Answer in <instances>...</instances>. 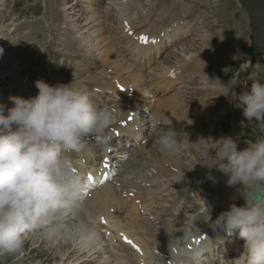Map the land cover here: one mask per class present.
I'll list each match as a JSON object with an SVG mask.
<instances>
[{"label": "bare ground", "instance_id": "bare-ground-1", "mask_svg": "<svg viewBox=\"0 0 264 264\" xmlns=\"http://www.w3.org/2000/svg\"><path fill=\"white\" fill-rule=\"evenodd\" d=\"M48 1V0H47ZM49 4H53V0H49ZM58 1H64V0H58ZM106 0H101V4L105 2ZM149 1V0H146ZM157 1L158 5L163 9V13H166L164 15L165 19L163 22L159 21L158 24H149L148 27L139 26L142 24H145L146 18L149 15L147 13V16H143L138 21L139 27H133L131 28L135 31V34L140 32H147L145 35L146 37H155L161 33H164V35L168 34L170 30H166V27L170 26L169 23L173 24H180L181 20L184 26H189L190 23L187 22V20L191 17L190 13L186 12L184 14V6L180 3L178 0H155ZM203 0H199L196 2L197 8H208V5L202 2ZM112 2V4L116 3V6H119L120 2H123V0L117 1H111L109 0V3ZM72 3V2H67ZM108 4V2H105ZM74 5V4H73ZM72 5V6H73ZM248 5V4H247ZM219 6H221L220 10L215 13L216 21L214 24L209 23V26L212 28H209L210 30H213L214 27H218L220 29V32H218L215 35H211V32L207 29H200L199 39L194 37H191L190 39H187V41L182 40V36L185 33V30L179 31V32H173V35H177L178 40L171 43L170 46H165L166 50L171 49L172 50V56L174 58H170L168 56L167 58H163L161 62L157 61V56H154L155 53L162 49L160 44H158L156 47H153L151 44L147 45H140L136 42V40L133 37H128L127 35V42L129 43V48H125L132 59H129L125 56L126 60L111 46V44L108 42V46L106 49H102V52L94 54L88 45L85 44L84 37H80L75 43L78 48V53L73 49L71 46H67V49H71L70 54H73L75 57H78L81 62H79V65L84 66L86 68V72H89V80H78L74 83V85H77L80 88H84L88 85L90 82V77H92L93 83H90V85L95 86L97 90H93V95L96 99H100L101 97H106L111 101L110 104H106L104 107H112L113 115H114V123L108 133L109 139L106 143H99L97 142L98 147L102 150L101 157L106 155L107 148H109L112 145V142L115 144L117 137L113 136L111 130L122 131L121 136H126L128 138H131L133 140V143H130V141L127 143L126 141L122 142V145L119 143L117 145L113 146H122L123 150L121 151L123 153L124 159L122 162L117 163V167L115 168L116 175L112 178L114 174V169L112 168L113 162L116 161V158H112L110 162V168L105 169L104 171L107 172V179L104 182L96 183V184H86L85 187V200L82 206L75 207V208H66V209H58L62 210L63 212H57L56 210L51 218L48 220L50 221V224L42 225L43 228L41 231H39L38 238L42 239L47 238L48 236H51L52 239H49L48 242H50L51 245L57 242V245L61 248L59 249V252L56 254V251L53 254L52 261H50L49 264H70L72 261L77 262H83L87 263L90 262V257L93 256L94 258H97L96 264H107L106 261H109V259L114 264H136V261H138V264H153V259L148 255V247L147 243L153 244L154 239L151 238L146 234L145 229H147V224L144 223L141 218H139V215L137 214L138 210L135 209L137 205L135 204L137 200L140 202L145 203L146 199H141L140 195L145 194L143 191L144 188L138 183L139 180H144L148 177L146 174V171L148 170L149 163L148 158H151L154 163H159V158L162 160L165 157V153L162 151V154H156L155 153V147L153 144H155L158 149L159 146L156 143L155 139L157 138V134L159 132V125H158V117L159 118H166L173 119L178 121V126L180 127L178 130L182 132H187L188 135H191L194 138L193 142H196L197 144H202L205 136L203 133L196 131L192 132L191 126H193L194 122L200 120L201 118L205 119L201 114H199L195 110H202V107H197L196 103L193 104V101H189L190 103L184 104L182 102V99L179 96V92L177 91L175 94H171L164 98H157L154 97L152 100L148 95V91L151 89H164L166 90L171 84L174 79H180L183 73L186 71H189V74L192 75V73H196L199 76L204 74V70L202 68H188L183 69L181 65L185 62L182 61L184 59L190 58L191 55H196L197 58H201L202 60H205L207 57H210L211 51L210 46H213L219 57H222L221 55L223 53L228 52V47L226 42L230 41L231 46L233 49L230 50L229 55L226 54L224 57L229 58V56L236 55L235 47H239L240 44V38L235 35L236 30L242 35L245 33L242 31L241 25L238 24V22L242 21V16L245 15L248 17V20L250 22H253V30L254 29H263L264 28V0H251V7L248 8L247 6H240L241 9L244 11L242 12L236 4L232 0H221L219 2ZM249 6V5H248ZM64 6H59L57 9H61L60 15L62 18V23L65 22L67 24H70V20H65V11L62 10ZM32 9V8H31ZM30 9V10H31ZM116 9V8H115ZM97 9H90L91 15H90V21L86 18L89 14H86V17H83L84 21V27L93 26V28H98L95 32L98 31L102 34L103 31L106 33L109 30L108 23L110 21V17L107 16V11H104V18L102 17L99 19L100 11H93ZM127 11V7L124 6L120 10V13L118 15L119 22L122 21H128L130 24H133L128 18H125L124 16H121L124 12ZM143 11V9H142ZM30 12V11H29ZM34 12V11H32ZM31 12V13H32ZM103 12V13H104ZM70 10L69 13L70 14ZM29 14V13H28ZM184 14V18H183ZM83 13L79 15V17H82ZM121 16V17H120ZM67 17V16H66ZM70 17V16H69ZM93 19H92V18ZM68 18V17H67ZM159 18H162L160 16ZM185 19V20H184ZM3 20V18H1ZM14 20V19H12ZM101 21V22H100ZM35 22V21H34ZM33 23L32 22H29ZM11 23L10 25H12ZM43 24L46 25V21H41L38 25H34L35 30L33 31L34 34H36V37L39 36H45L49 35L44 32L38 33L39 26ZM237 24L239 26H237ZM19 25V24H18ZM16 25V26H18ZM108 25V28H105V26ZM135 25V24H134ZM60 28H65L60 25ZM243 26V25H242ZM7 30L9 29L8 26H6ZM33 26H28L26 29H29ZM44 26L43 28H45ZM207 27V25H206ZM228 27V28H226ZM42 28V29H43ZM25 29V26L23 28ZM80 29H82L80 27ZM16 30V28H15ZM83 30V29H82ZM0 31H3L0 29ZM67 30H65L66 32ZM84 31V30H83ZM19 32L16 33L18 35ZM259 34H256L253 31V36L256 38V40H264V32L260 31ZM54 33H51L53 35ZM62 33H58V35H61ZM80 34V33H79ZM182 34V35H180ZM15 35V37H16ZM31 37V36H30ZM171 37V36H170ZM169 37V38H170ZM243 37V35H242ZM41 39V38H40ZM27 40L29 38L23 37L22 39L16 40L17 43L25 42L29 46H33L34 43L30 42L28 43ZM71 41L72 38H69ZM163 38H160L159 43L163 42ZM183 41L180 44L179 41ZM102 44H106L107 38L102 37L101 39ZM106 41V42H105ZM214 42V44H212ZM3 43V42H1ZM206 48H209V52ZM9 50L6 49L5 56L8 54ZM19 58V55H17ZM142 57L143 63L146 65H149L151 62V59H154L156 64L152 68H150V71L152 74H144V77L142 75L143 71L141 70V67H133L134 62L140 63ZM10 58V57H9ZM184 58V59H182ZM236 58L238 60H242V56H237ZM9 62V59H6ZM15 61V59H14ZM133 61V62H132ZM98 62V64H97ZM222 62V60H220ZM29 63V62H26ZM94 65V66H93ZM97 65V66H95ZM198 66V65H197ZM27 66H25L24 62L22 61L21 64L18 66V69L23 71ZM177 67V68H176ZM90 68L93 69V75L90 76ZM144 68V66H143ZM107 70V71H106ZM174 70V71H173ZM112 71L111 75H108L107 72ZM155 71H158V74L155 73ZM212 71V72H211ZM31 72V73H30ZM28 71L27 74L33 75L34 77H37L40 70L34 71ZM205 72H207V75L210 76L211 84L213 86L214 91L221 92L222 90L219 88H216L215 81L218 79L215 76V72L213 70V67L208 66L205 68ZM211 72V73H210ZM17 75L22 74L18 73L16 71ZM24 73V72H23ZM173 73V76H170L169 74ZM257 73V72H256ZM75 75V73H74ZM76 76V75H75ZM17 77V76H16ZM117 80L118 84L123 87V92L117 91L115 88L114 80ZM23 77L17 78V81L20 85V87H23L27 94L37 93V90L35 88L30 87L25 88L26 85L31 81L34 80H27L26 82H23ZM260 81V80H259ZM262 82V81H260ZM263 83V82H262ZM230 85V84H228ZM92 86H90V89H92ZM89 88V87H88ZM87 90L89 91V89ZM31 96V95H30ZM0 103H7L9 99L7 98H0ZM192 100V99H191ZM187 107V109H185ZM138 108V110H137ZM228 107H223L220 110L223 111L227 109ZM133 109V110H132ZM142 109V110H140ZM149 110V112L147 111ZM130 111H134V113L138 114L137 116H133V119H136L135 123H139L140 125H147L146 127V136L142 137L141 134L144 131L137 130L133 127L132 122L126 123V126L124 128H121L120 125L121 122L118 121L116 118L117 116L124 118L125 116H129ZM118 112V114H116ZM116 114V115H115ZM181 119L182 122H180ZM140 139H142V145L139 148H134V143H140ZM238 140L237 138H234ZM190 140V139H189ZM211 146V145H210ZM131 147V148H130ZM133 147V148H132ZM89 153L88 146L86 149L79 153L82 156H87V151ZM161 151V150H160ZM115 152V151H113ZM131 152V153H130ZM144 152V153H143ZM119 153V152H117ZM160 156V157H159ZM91 157V155H90ZM111 157V156H110ZM100 160L98 161L100 163ZM167 162V161H164ZM173 163V161H171ZM172 163L167 162L168 168H171L173 166ZM176 167V166H175ZM177 168V167H176ZM88 168H85L82 166V163L79 164V171L84 175L86 173V170ZM179 169V168H178ZM195 170L197 167L195 166ZM193 171L192 174L196 176V180L198 182L203 183L204 179H200L198 177V173L196 171ZM157 171L161 173V175L165 174V170L163 167L159 165L157 168ZM212 171L219 175L220 181L217 180L213 182V188L217 190L216 192L219 194L217 197H210L208 196V192L202 187L201 193L198 192L196 189L191 190V195L194 198L195 201L199 202L204 208L201 209L198 213L199 216L195 220V223H198L197 225V236L208 233L209 235H214L212 238L213 242H220L222 241V237L220 233H212V231L216 230L212 227V221L216 219V217L219 215L220 212L227 209L230 204L235 203L237 205L243 204L240 202L241 196L239 192L237 191L236 186L229 187L226 185V179L227 177L215 169H212ZM179 175L177 176L176 180L178 181L180 178ZM189 179V182L187 179L183 182V185L185 188H191L193 185V179L190 177H185ZM175 181H173L172 186H175ZM130 189L140 190L139 192L135 193L133 197H128V192ZM126 193L125 194L123 193ZM259 192V191H258ZM203 195V196H201ZM221 203V205H219ZM206 206L208 207V214L206 210ZM126 207H129V209H126ZM187 211L189 213V216H183L186 223L189 222L191 219V215L194 213V211L197 209L194 207H186ZM113 211V213H111ZM154 213H156L154 210H152ZM167 216V214H165ZM210 219H209V217ZM99 216H102L105 218L106 223L108 224L109 228L114 229L116 232L122 231L124 228L127 229V233H130V229H134L136 232L141 234V237L136 236V233H130V236L133 237L141 246V250L139 247H137L136 250L132 246H130L127 243H124L116 237L113 233L109 232L106 235V231L103 228V226L98 223ZM53 217V218H52ZM102 218L101 220H103ZM66 222H62V221ZM66 224L65 226L61 225L60 223ZM92 224V226H90ZM74 225L73 229H70ZM195 227V225H193ZM37 228V227H36ZM34 228V229H36ZM162 232L168 239L167 241L174 246L175 242L177 241L174 237L178 236L180 234H184V237L182 239H187L189 236H196L194 234H191L190 232H187L185 230L181 231H171L167 227L163 226ZM102 230L103 234L99 231ZM160 230V229H159ZM189 231V230H188ZM56 233H58L56 235ZM54 235V236H53ZM78 235V236H76ZM159 235H162L160 232ZM104 236L107 238L105 239ZM69 237V238H67ZM225 240V239H224ZM35 241H38L35 240ZM34 241V242H35ZM67 241V242H66ZM101 241H104L106 247H102ZM71 242V244H68ZM196 242V239L194 241V244ZM67 243L68 247L65 248V244ZM99 244V246L97 245ZM218 244V243H217ZM56 245V244H55ZM221 250L223 254L230 253V251L225 250V246L227 248L226 244H221ZM76 246H79L77 250L74 248ZM161 246V244H159ZM70 248H73L70 250ZM107 249V251H106ZM179 254H187V255H193L197 253V256H199V252H195V250H184L183 246L178 248ZM206 251H210L209 248L205 249ZM81 252V254H76L77 252ZM138 251L141 252V254L138 253ZM75 252V254H73ZM40 253V252H38ZM97 254V255H96ZM40 255H44V253H40ZM81 256V257H80ZM93 259H91L92 261ZM96 260V259H95ZM112 263V264H113ZM39 264V263H36ZM81 264V263H77ZM90 264H94L91 263ZM109 264V263H108Z\"/></svg>", "mask_w": 264, "mask_h": 264}, {"label": "clouds", "instance_id": "clouds-1", "mask_svg": "<svg viewBox=\"0 0 264 264\" xmlns=\"http://www.w3.org/2000/svg\"><path fill=\"white\" fill-rule=\"evenodd\" d=\"M221 85V95L242 109L245 120L264 124V83L252 80L239 93L235 83ZM35 86L34 96H9L11 106L0 103V254L18 252L27 233L56 210L83 205L86 184L80 162L71 154L83 152L90 140L106 143L114 123L113 112L72 80L49 84L38 79ZM157 144L168 154L182 146L172 126L158 136ZM201 160L197 164L223 173L226 185L236 186L244 200L230 204L212 221L214 229L244 242L243 250L223 264H264V191L257 194L264 189V138L238 149L231 135L220 136L201 153ZM207 178L216 181L211 171Z\"/></svg>", "mask_w": 264, "mask_h": 264}, {"label": "rangeland", "instance_id": "rangeland-1", "mask_svg": "<svg viewBox=\"0 0 264 264\" xmlns=\"http://www.w3.org/2000/svg\"><path fill=\"white\" fill-rule=\"evenodd\" d=\"M91 1H94V0H70L69 2H72V3H68V4H66V6H64L62 8V10L65 11V15H64L65 20H67V21L70 20V24H67L65 22L62 23V18H61L60 12H59V11H61V9H59V8L57 9V7L60 6L58 0H53V4H49V2H50L49 0L48 1L47 0H0V17H2V16L8 17V19L5 20V22H0V29L3 30L2 33H5L6 32V29H5L6 25H8L10 22L15 24L14 27H16V30L13 33L9 32L8 39L10 40V42L13 43V46H12L13 48L15 47L18 51H23V50L25 51L23 46H19V44H16V40L18 38V35H16V33L20 32V30H22L24 28V26H26V27H27V25L33 26V27H30L29 29H27V30H30V32L28 34H24V35L20 36V38L21 37L22 38L23 37L29 38V40H27L28 43H30V42L34 43L33 46H30L28 48V54H26L29 64L33 63V62H42L43 57L45 56L44 54L46 53V49H47L48 53H49L48 55L45 56L47 64H48L47 67L53 71L56 70V75L61 70V73L67 76V77H64L65 81L63 83H70L71 80H73L72 74L74 73V66H72L71 64H76V59L70 55V53H72V52H71V49H69V50L67 49V46L73 47V49L76 51L75 48H77V46H76L75 42L78 39H80V37L83 36L84 40H85L84 41L85 44L89 46L90 50L94 54L102 52V49H106L104 44H102V41H101V39H102V37H104V35L98 34V33H100L99 31L97 33L95 32L98 28L95 29V28H93V26H90V24L88 26L84 27V22H88V21H84L83 17H86V13L88 12V9H90V2ZM186 1L189 3H192V6H190V10L193 11L192 16L194 15L192 21H193V23L197 22L196 26H192V27H194V30L191 31V34L186 39H189L191 37L199 39V36H198L200 34L199 30L206 28L204 23L207 24V23L213 22V17H214L213 14H215L218 10H220L221 6H219V2L221 0H204L203 2H205L208 5V9L197 8V7L193 6V2L191 0H186ZM232 1L238 7H240V5H242V6H245V7L247 6L248 8H250V6H248V5L250 4L251 0H232ZM105 2H108V4H106ZM105 2H104V4L103 3L98 4L96 6V9L98 8L97 10L100 11L101 17L104 15V13H105L104 11H107L109 17H111L112 20L115 21V19H114L115 14H114V8H112V5H113L112 2L109 3V0H106ZM69 10L71 13L67 14V13H69ZM32 11H34V12H32ZM82 13H83V16L79 17V15ZM90 15H91V12L86 17L89 21H90ZM244 16H246V13ZM7 17H5V18H7ZM12 19H14V20H12ZM42 20L46 21L47 24L46 25L41 24L39 26V30L37 32L38 33L44 32V33L49 34V35H45L43 37L42 36L36 37L35 36L36 34H34V32H33L35 30L34 25H38ZM0 21H1V18H0ZM32 21H33V23L29 24V22H32ZM242 22H243L247 32H245L243 34V37L238 32V30H236V32H235V35L238 36L241 40V43L239 44V48H237L236 51L239 52L238 56L243 57L242 60H238L237 69H235V70L232 69L228 75H224L223 77H220L217 74L218 68L216 70V67H217L216 65L220 62L219 60H222V59L226 60V59L219 58L216 49L212 48V47H210V50L213 51L214 57L211 59H208V63H210L211 66L214 67L215 76L218 79L217 80L218 85L216 87L219 89L220 88L222 89V88H224V86H222L221 84H227V83L233 84V83H235V84H237L234 86L235 91L237 93L241 90L240 87L242 86L243 79H244L243 76H240L237 80L235 79L236 75H237V71L243 70L244 72L246 71V73H248V72H250L251 67H258L257 69L259 70L260 68L263 67L261 65L260 61L264 59V54L257 55V57H255L254 59H251V60H249V57L246 55V49L249 46L250 37H251V34L253 35L254 30L252 28L253 22L248 24L247 17H244L242 19ZM202 23L204 24L203 27L198 28V27L202 26ZM16 25H18V26H16ZM60 25L65 26L64 28L67 31L65 32V30L63 28H60L61 27ZM44 26H46V27L43 28ZM237 26H239V25L237 24ZM244 26L241 25V27H244ZM80 27L84 31L82 29H80ZM208 27L209 26H207V28ZM226 28H228V27H226ZM209 31L211 32V35H215L218 32H220V29H218V27H215L213 30H209ZM242 31H244V30H242ZM51 33H54V34L51 35ZM58 33H62V34L58 35ZM255 33H256V31H255ZM15 35H16V37H15ZM69 38H72V40L70 41ZM49 41L51 43L46 44ZM254 41H255L254 44L257 47H259V42H257L256 38H254ZM229 45H231V44H229ZM171 58H174V56H172ZM232 58H235V56H233ZM6 65H7V63H6ZM38 65H40V63H38ZM203 65H205L204 61L201 62V66H203ZM4 70L5 71L7 70L6 66L4 67ZM25 70L36 71V67L32 66V67L27 68ZM190 76H188V78ZM210 76L207 75V72H205L201 76H199L198 74H194L190 79L185 80L183 82L182 87H181L182 91L185 92L186 96H191L196 101L198 100V98H200V100L206 102L204 105V110L207 112V115L209 118L208 122L210 124V126H205V128L209 129L207 131V139L205 141V144L207 146H210L211 144H213V139H215V138H218V137L223 136V135H231L232 136L233 131H234V128L232 125L233 124V118H235L236 115H240L239 111L235 107L234 102H229V100L225 96L224 97L222 96L220 98L221 100H219V101H213V99L212 100L208 99L210 97L215 96V95L211 94L210 88H208L206 85V82H207V80H209ZM64 78H63V80H64ZM205 78L207 80H205ZM77 79H82V78L78 77ZM222 106H229L230 107L229 113L227 115H225L226 113L224 115H222L221 111L218 110ZM178 120H180V122H182L181 119H178ZM220 128L222 130H220ZM241 131H242L243 136H241V135L237 136V138H238L237 145H239L240 148L246 147V141H248V139L251 140L252 142H255L256 140H258L260 138H264V132L263 133L259 132L250 124H244L243 127L241 128ZM178 132L180 133V135L183 134L182 138L185 139L184 133L182 131H178ZM190 138L194 141V138L191 135H189V139ZM183 147L184 146H182V148ZM157 151L159 154H162V151H160V149H157ZM181 154H186V157H183L180 159V161H182V162H184L185 159H187V158L189 161V159L192 156H194L192 148H189L185 151H182ZM198 163H203V161H198ZM197 165L199 166L198 168L200 170L199 175L207 177L209 171H211V170H209L205 167H202L199 164H197ZM216 176H217V180L220 181V179H219L220 177L217 173H216ZM178 178H180V177H178ZM186 179L189 182V179L188 178H186ZM200 179H204V178L200 177ZM195 182H198V180H194L193 184ZM174 183L177 184L178 182L175 181ZM200 184H203V183H200ZM208 184L204 186V189L210 191L212 194H209V195L214 197L217 194V192L213 188V184H212V186H210ZM185 195L186 194L183 192L180 195H175L173 198H169L171 201V206H172L171 209H174V208L179 209V208H183L184 206H188V205H184L182 202V200H184V198H185ZM195 202L197 203V206H196L197 209L191 215V218L197 219V217L199 216L198 212L201 209H203L204 207L199 202H197V201H195ZM219 205H221V203ZM191 206L194 207L193 204H191ZM159 208L161 209L160 204H159ZM152 210H154V209H152ZM186 210H187V208H186ZM164 216H166V215H164ZM184 216L188 217L189 213L185 214ZM60 224L62 226L66 225L64 223H60ZM73 228H74V225H72V227L70 229H73ZM38 234H39V231H37V229H33L32 231L28 232L27 235L25 236L24 241H23V246L18 252L0 254V264H36V263L49 264L50 261H52V257H53L54 252L56 251V254H57L61 247L57 245V242L54 243L53 245H51L50 242H48L49 239H52V237L45 238L46 237L45 236L44 239H42V241H41V238L37 237ZM67 238H69V237H67ZM37 239H38V241H35ZM68 244H71V242H69ZM99 244H97V245L99 246ZM103 244H104V242L101 243V245H103ZM64 246H65V248H67L68 247L67 243ZM78 247L79 246H76L74 249L77 250ZM72 249L73 248H70V250H72ZM38 252L44 253V255H40V253H38ZM73 254H75V252ZM76 254L77 255L78 254L83 255V254H81L80 251L77 252ZM91 259H93V260L91 261ZM90 262L96 264L97 258H94L93 256H91ZM90 262L88 261L87 263H83L80 261L77 263L90 264ZM106 262H107V264L113 263L110 259H109V261H106ZM72 263L77 264V263H75V261H72L70 264H72Z\"/></svg>", "mask_w": 264, "mask_h": 264}, {"label": "snow or ice", "instance_id": "snow-or-ice-1", "mask_svg": "<svg viewBox=\"0 0 264 264\" xmlns=\"http://www.w3.org/2000/svg\"><path fill=\"white\" fill-rule=\"evenodd\" d=\"M140 39L142 40V41H144V42H146V40H147V38L146 37H140ZM129 119H131V117H129ZM89 179H91L92 177L91 176H89L88 177ZM129 243H131V241H128ZM135 246V245H134Z\"/></svg>", "mask_w": 264, "mask_h": 264}]
</instances>
